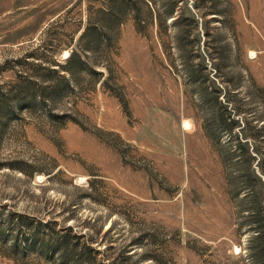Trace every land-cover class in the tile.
Wrapping results in <instances>:
<instances>
[{
	"label": "rangeland",
	"instance_id": "1",
	"mask_svg": "<svg viewBox=\"0 0 264 264\" xmlns=\"http://www.w3.org/2000/svg\"><path fill=\"white\" fill-rule=\"evenodd\" d=\"M253 169L264 0H0V264H260Z\"/></svg>",
	"mask_w": 264,
	"mask_h": 264
},
{
	"label": "trees",
	"instance_id": "2",
	"mask_svg": "<svg viewBox=\"0 0 264 264\" xmlns=\"http://www.w3.org/2000/svg\"><path fill=\"white\" fill-rule=\"evenodd\" d=\"M77 57V54H73L70 62L76 59L80 67H83L85 62ZM252 177L256 182L264 185V170L253 169ZM258 213L262 214L261 212ZM19 217L23 221L24 216L20 215ZM252 217H254V214L251 215ZM261 217L262 219L255 225L256 235L249 240L248 255L253 261L257 260L260 264H264V216ZM50 235H52V238L46 245L52 247L53 250H57L63 260L65 259L71 264H102L96 256V248L74 244L69 230L64 231L62 235H59L57 231H51Z\"/></svg>",
	"mask_w": 264,
	"mask_h": 264
}]
</instances>
